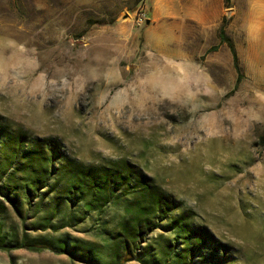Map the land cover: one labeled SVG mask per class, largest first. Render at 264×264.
Listing matches in <instances>:
<instances>
[{
  "label": "rangeland",
  "instance_id": "374dc122",
  "mask_svg": "<svg viewBox=\"0 0 264 264\" xmlns=\"http://www.w3.org/2000/svg\"><path fill=\"white\" fill-rule=\"evenodd\" d=\"M141 7L0 0V242L69 251L0 264H264V33L226 29L238 70L219 29L139 24ZM105 172L122 179L98 191ZM141 178L170 214L133 218Z\"/></svg>",
  "mask_w": 264,
  "mask_h": 264
},
{
  "label": "crops",
  "instance_id": "0c3cea01",
  "mask_svg": "<svg viewBox=\"0 0 264 264\" xmlns=\"http://www.w3.org/2000/svg\"><path fill=\"white\" fill-rule=\"evenodd\" d=\"M153 26L166 19L163 29H244L245 41L257 43L264 33V0H149ZM237 45V44H236Z\"/></svg>",
  "mask_w": 264,
  "mask_h": 264
},
{
  "label": "trees",
  "instance_id": "16d2710c",
  "mask_svg": "<svg viewBox=\"0 0 264 264\" xmlns=\"http://www.w3.org/2000/svg\"><path fill=\"white\" fill-rule=\"evenodd\" d=\"M225 4L228 7L230 4V0H225ZM228 22H229V19L226 16H224L222 18L221 26L219 28V37L221 38V40L223 42H226L228 44V46L231 50V53H232L234 65H235L236 69L240 70V59H239V55H238L236 46H235L232 38L227 34L226 26H227ZM19 143H21V142H19ZM19 146H20V144H19ZM14 148L17 149V147H14ZM43 153H45V152H43ZM49 155L51 156L52 153H49ZM44 159L46 160V164H45L44 168L42 169V171H43V173H46L50 170V168H51L50 166L52 165V161H51V157H44ZM40 175L41 174H37V179H34V184H40L43 181V177ZM127 176H133L131 171L128 173ZM91 177L93 178L94 176H91ZM121 179H122V177L117 175V174H110L108 172H105L104 175L102 177H100L99 179H96V178L92 179L91 180V186L94 188H97V190L100 191L101 190L100 187L103 186V183H109L110 181L113 183L114 182L118 183L119 180H121ZM123 179L125 180V177ZM139 182H140L139 184L143 185V187L145 188V191H146V193L149 196L151 201H150V205L148 207H139L136 210L137 213L134 214L133 218H135L139 223H142V222H144V219H145L142 216L146 211L150 212V213H156L158 216H163V217L165 215L170 214L172 209H171V205L169 204L168 198L166 196L160 194V193H154L153 191L151 192L150 190H148L149 186L145 182V178H141ZM15 198H17V197H13V200ZM13 200H12V203H13ZM14 204H16V203L14 202ZM148 220L149 219L146 220V223L148 222ZM194 230H195V233L197 234V236L199 237V240H201V242L204 243V242H207V240H209V234H208L206 228H195ZM141 234H142L141 232H138V236H140ZM19 248H26V249L31 250V251H40L43 249H52V250L57 251V252H69L67 249L66 243H63V242L59 243V245L57 247L52 245V244L45 243V242H39V241L38 242H28V241L24 240L21 243H17V244H13V245L0 242V250L1 251L11 252L13 249H19Z\"/></svg>",
  "mask_w": 264,
  "mask_h": 264
},
{
  "label": "built area",
  "instance_id": "2783aa9c",
  "mask_svg": "<svg viewBox=\"0 0 264 264\" xmlns=\"http://www.w3.org/2000/svg\"><path fill=\"white\" fill-rule=\"evenodd\" d=\"M134 19L137 20L139 24H144L148 21V13L144 7L139 8L135 15Z\"/></svg>",
  "mask_w": 264,
  "mask_h": 264
},
{
  "label": "water",
  "instance_id": "95a60500",
  "mask_svg": "<svg viewBox=\"0 0 264 264\" xmlns=\"http://www.w3.org/2000/svg\"><path fill=\"white\" fill-rule=\"evenodd\" d=\"M149 23H150V20L147 21V24H149Z\"/></svg>",
  "mask_w": 264,
  "mask_h": 264
}]
</instances>
